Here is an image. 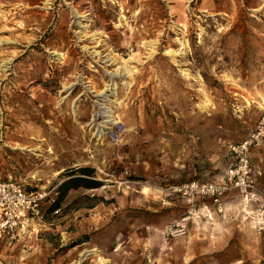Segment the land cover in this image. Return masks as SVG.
Listing matches in <instances>:
<instances>
[{
    "label": "rangeland",
    "instance_id": "rangeland-1",
    "mask_svg": "<svg viewBox=\"0 0 264 264\" xmlns=\"http://www.w3.org/2000/svg\"><path fill=\"white\" fill-rule=\"evenodd\" d=\"M0 101V178L43 195L4 263L264 264L237 188L184 189L264 122V0H0ZM249 154L264 191V138ZM81 167L97 186L57 200Z\"/></svg>",
    "mask_w": 264,
    "mask_h": 264
},
{
    "label": "built area",
    "instance_id": "built-area-1",
    "mask_svg": "<svg viewBox=\"0 0 264 264\" xmlns=\"http://www.w3.org/2000/svg\"><path fill=\"white\" fill-rule=\"evenodd\" d=\"M264 138V122H259L251 136L240 142L227 141V167L221 182L201 184L192 182L184 186L198 198L208 197L219 204L220 196L237 188L244 204L243 213L258 227L264 226V191L256 185V174L251 164L250 146ZM259 174V173H258ZM42 194L29 192L17 180L0 178V245H11L25 234L29 222L38 216ZM0 264H6L0 258Z\"/></svg>",
    "mask_w": 264,
    "mask_h": 264
},
{
    "label": "bare ground",
    "instance_id": "bare-ground-1",
    "mask_svg": "<svg viewBox=\"0 0 264 264\" xmlns=\"http://www.w3.org/2000/svg\"><path fill=\"white\" fill-rule=\"evenodd\" d=\"M132 67H133V66H127V65L124 66V72H125L126 74H128V75H131V74L133 73V71L131 70ZM112 76H115V74H113ZM105 90H107V89H105ZM102 94L105 95V93L100 92L99 94H96L95 97H102V96H103ZM150 102H151V100H149V103H150ZM246 104H248V101H246ZM101 108H105V107H101ZM262 108H264V105L262 106ZM99 113H100V112L98 111L97 113L92 114V117H91V119H90V122H89L88 125H87L88 127L91 126V128H92V127H94V126L97 124V123H96V120L98 119L97 116H99ZM107 121H109V120L107 119ZM114 124H121V120H120L119 118H117L116 121L114 122ZM99 126H101V125L98 124L97 127H99ZM97 133H98V128L96 129V134H97ZM139 141H140L139 139H138V140H135V142H133V147H134L136 144H138ZM178 144H179V140H176L175 143H174L175 148H176V146H178ZM139 146H140V145H139ZM14 148H18V149H26V147L23 146V145H21L20 143L15 144ZM28 150H29V149H28ZM176 162H177V161H175V166L177 167V166H178V163H176ZM176 170H177V168H176ZM178 188H179V187H173L174 190H175V189H178ZM141 193H142L144 196L149 197V195L152 193V191H151L150 189H148L147 187H143ZM159 193H160V191H159ZM42 196H43V195H42ZM240 204H241V206H242L241 209H244V204H246L245 200L241 199ZM198 213H202V214L206 217L207 222H211L212 220H214V217H213L212 212H211L210 210H208L205 206H204L203 208H201L199 211H198V210L195 211V214H198ZM186 218H187V217H185L184 219H186ZM197 218H198V217H197ZM184 219H183V220H184ZM243 219H244V218H243ZM251 225L256 227V225H254L253 223H251ZM255 227H254V228H255ZM89 251L92 252L93 249H90ZM102 262H104V260H102Z\"/></svg>",
    "mask_w": 264,
    "mask_h": 264
},
{
    "label": "trees",
    "instance_id": "trees-1",
    "mask_svg": "<svg viewBox=\"0 0 264 264\" xmlns=\"http://www.w3.org/2000/svg\"><path fill=\"white\" fill-rule=\"evenodd\" d=\"M88 170L89 168L87 167H81V168H78V171H80L82 175L74 176L72 175L73 173L69 174L70 177L65 179L58 187V191L60 192V195L57 198V200H59L63 195H65V193H67L68 190L72 188H76L78 186H83L86 188L96 187L97 185L94 184L95 182H93L89 178H86L85 176V175H89ZM56 207H57V204L53 205V208H56Z\"/></svg>",
    "mask_w": 264,
    "mask_h": 264
},
{
    "label": "crops",
    "instance_id": "crops-1",
    "mask_svg": "<svg viewBox=\"0 0 264 264\" xmlns=\"http://www.w3.org/2000/svg\"><path fill=\"white\" fill-rule=\"evenodd\" d=\"M2 103V101H0V104ZM227 152V151H226ZM259 173H261V172H259ZM236 191V190H235ZM236 194L238 195V192L236 191ZM232 197V196H234V193H232V191H230L228 194H227V197ZM230 197V198H231ZM241 201V200H240ZM213 214V213H212ZM244 217V220H249L251 223H253V221L251 220V218H249L248 216L246 217V215L244 214L243 215ZM214 217V216H213ZM215 219V218H214ZM254 224V223H253ZM258 227V226H257ZM258 229L260 230V229H263L264 230V226L263 227H258ZM19 240V239H18ZM86 251V253H88L89 251L86 249L85 250ZM89 254V253H88ZM37 258H39V257H36L35 258V260H34V258H31V259H29V260H25V261H23V263L22 264H47V263H44L43 262V260H40V259H37ZM34 260V261H33ZM22 261V260H21ZM18 263H20V262H17L16 264H18ZM69 264V263H68Z\"/></svg>",
    "mask_w": 264,
    "mask_h": 264
}]
</instances>
